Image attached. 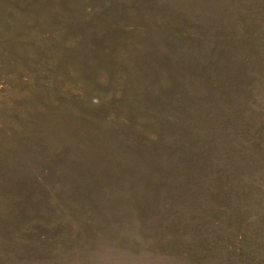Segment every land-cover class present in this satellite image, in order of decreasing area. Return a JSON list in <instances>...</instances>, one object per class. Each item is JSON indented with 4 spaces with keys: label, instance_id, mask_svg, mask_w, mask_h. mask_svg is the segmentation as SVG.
I'll list each match as a JSON object with an SVG mask.
<instances>
[{
    "label": "rangeland",
    "instance_id": "374dc122",
    "mask_svg": "<svg viewBox=\"0 0 264 264\" xmlns=\"http://www.w3.org/2000/svg\"><path fill=\"white\" fill-rule=\"evenodd\" d=\"M0 264H264V0H0Z\"/></svg>",
    "mask_w": 264,
    "mask_h": 264
}]
</instances>
